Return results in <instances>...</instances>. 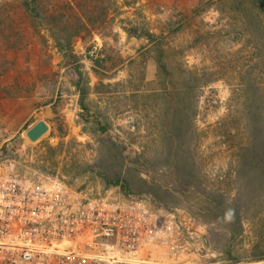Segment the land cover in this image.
<instances>
[{"label":"rangeland","instance_id":"obj_1","mask_svg":"<svg viewBox=\"0 0 264 264\" xmlns=\"http://www.w3.org/2000/svg\"><path fill=\"white\" fill-rule=\"evenodd\" d=\"M41 6L49 25L35 30L17 0H0V174L86 191L118 187L176 217L192 264H264L228 262L216 248L225 243L222 230L198 217L184 196L162 204L105 179L128 176L144 189L146 147L166 164L158 117L167 85L157 46L176 72L168 89L177 101L184 88L190 113L196 111L203 175L218 181L230 171L241 137L248 136L240 119L264 99L256 89L257 82L264 88V16L253 0H43ZM136 26L150 29L156 41L129 34ZM56 35L70 40L71 52L58 48ZM194 76L208 85L189 93ZM80 82L90 86L88 110L80 104ZM41 119L50 129L32 141L27 131ZM168 185L178 190L179 182ZM255 241L249 225L234 250L242 255Z\"/></svg>","mask_w":264,"mask_h":264},{"label":"built area","instance_id":"obj_2","mask_svg":"<svg viewBox=\"0 0 264 264\" xmlns=\"http://www.w3.org/2000/svg\"><path fill=\"white\" fill-rule=\"evenodd\" d=\"M93 190L0 174V264H192L166 208Z\"/></svg>","mask_w":264,"mask_h":264},{"label":"trees","instance_id":"obj_3","mask_svg":"<svg viewBox=\"0 0 264 264\" xmlns=\"http://www.w3.org/2000/svg\"><path fill=\"white\" fill-rule=\"evenodd\" d=\"M17 1L31 17L29 26H33L35 30L37 26L48 27V15L41 6L43 0ZM253 2L264 16V0H253ZM127 30L129 34L144 36L150 41H156L155 38L158 36L144 27H129ZM61 38V35L55 37L58 48L63 52H71L70 40L65 41ZM156 48L158 69L167 85L162 93L163 98L161 97L164 107L158 117L168 152L166 164L157 161L153 157L152 150L146 147L144 148V177L141 175L144 189H136L128 176H108L105 177L107 183L120 186L128 194L134 190L148 192L160 203L163 202L162 204H172L176 197L184 196L187 205L198 217L222 230L225 243L216 248L218 252L226 256L225 259L228 262L239 263L247 259L264 260V105L262 104L264 99L261 100L255 113L241 117L240 122L247 130L248 136L245 141L244 137H241L236 160L230 171L221 177L218 176L216 178L218 181H213L203 175L206 171L201 162V132L197 125L196 111L190 113L184 88L180 89L181 98L177 101L172 89H168L175 80L176 72L166 59V50L161 46ZM80 78L83 80L82 72H80ZM191 80L194 81L191 82L189 93L195 92V86L198 84L208 85V81L204 80L201 83L195 76ZM257 83L256 89L264 91L262 83ZM86 84L83 87L80 82L77 86L81 93L80 104L88 110L86 102L90 86ZM98 124L102 125L103 132L111 134L102 123L98 122ZM232 125L235 128L238 127L235 122ZM114 140L128 150L129 143L121 135L116 134ZM175 182H179L178 190L168 185ZM249 225L251 232L256 236V241L248 251L244 249L246 252L243 251L245 254L241 255L240 251L234 250V247L238 240L245 237Z\"/></svg>","mask_w":264,"mask_h":264},{"label":"water","instance_id":"obj_4","mask_svg":"<svg viewBox=\"0 0 264 264\" xmlns=\"http://www.w3.org/2000/svg\"><path fill=\"white\" fill-rule=\"evenodd\" d=\"M50 129L49 123L41 119L38 122H36L28 131L27 135L32 141H37L40 139L46 132H48Z\"/></svg>","mask_w":264,"mask_h":264}]
</instances>
